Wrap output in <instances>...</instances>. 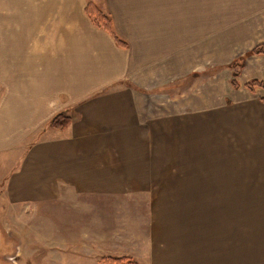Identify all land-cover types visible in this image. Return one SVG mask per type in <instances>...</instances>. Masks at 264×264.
<instances>
[{"label": "crops", "instance_id": "0c3cea01", "mask_svg": "<svg viewBox=\"0 0 264 264\" xmlns=\"http://www.w3.org/2000/svg\"><path fill=\"white\" fill-rule=\"evenodd\" d=\"M77 2L10 0L9 17L2 15L11 31L0 41V152L19 153L0 186L12 203L59 199L68 191H92L126 178L141 181L147 133L157 135L155 148L162 144L168 154L175 149L177 128L156 122L147 129L141 121L142 95L131 84L140 83L146 65L133 54L120 14L110 0L104 6L95 3L125 46L91 23L84 11L88 2ZM67 4L74 7L72 15ZM39 12L42 18L36 23ZM8 39L12 45H2ZM251 79L264 80V75L253 71ZM236 91L241 95L229 101H235V108L218 112V140L206 139L216 133L211 127L213 132L204 133L206 140L195 142L196 126L188 122L186 148H181L187 150L190 191L216 193L219 205L224 193H238L241 205L235 199V206L242 207L238 220H223L222 206L212 219L188 225L187 230L203 231L192 235L194 257L202 252L204 258L194 264H264V88L251 92L240 86ZM59 112L71 118L62 131L48 126ZM195 143L203 146L196 148ZM185 238L189 241L191 233Z\"/></svg>", "mask_w": 264, "mask_h": 264}, {"label": "rangeland", "instance_id": "374dc122", "mask_svg": "<svg viewBox=\"0 0 264 264\" xmlns=\"http://www.w3.org/2000/svg\"><path fill=\"white\" fill-rule=\"evenodd\" d=\"M82 1L104 6L106 0H78ZM0 2L1 41L2 35L10 34L11 24L1 21L3 14L9 17L10 0ZM110 3L133 42V54L140 65H146L140 83L131 84L142 95L141 121L147 122V129H154L156 122L177 128L175 149L168 154L162 144L155 148L157 135L147 133L146 173L140 170L143 181H110L109 187L68 191L59 199L12 203L2 193L1 183L0 264H105L102 258L108 256L129 257L136 264H194L204 259L202 252L194 257L193 240L203 231L187 230L188 225L212 219L222 206L223 220L240 216L242 207L235 206L236 200L240 204L238 193H224L219 205L216 193L189 190L187 150L181 148H186L188 122L196 126L195 142L218 140L219 110L235 108V101H229L241 95L230 85L233 72H239L236 79L241 87L253 71L264 75V58L251 53L255 44L264 43V0ZM66 8L72 15L74 7ZM41 18L40 12L36 14V23ZM34 28L33 24L31 31ZM2 45L10 46L12 40ZM240 60L249 62L245 71L237 65ZM211 127L215 134L209 133ZM204 133H209L206 139ZM200 143L194 147L203 146ZM15 153L19 150L0 152V182L13 168ZM198 243L203 248V242ZM181 254L188 257H178Z\"/></svg>", "mask_w": 264, "mask_h": 264}, {"label": "trees", "instance_id": "16d2710c", "mask_svg": "<svg viewBox=\"0 0 264 264\" xmlns=\"http://www.w3.org/2000/svg\"><path fill=\"white\" fill-rule=\"evenodd\" d=\"M84 11L94 26L107 32L120 46H125L124 42H122L115 34L110 17L106 13H104L103 10L98 5L90 1L86 4ZM251 53L255 55L264 56V43L255 44L251 48ZM237 65L239 66V68L243 67L244 61L243 60L238 61ZM238 73H239L238 71L233 72L232 74L233 77L230 80V85L234 89L240 87V84L236 79ZM243 86L252 92L256 87L264 88V80L250 79L247 82H245ZM70 122H71V118L69 115L59 112L51 117V119L48 122V126L53 129L62 131L68 127ZM102 260L105 264H136V262L133 259L124 256L122 257L108 256L106 258L103 257Z\"/></svg>", "mask_w": 264, "mask_h": 264}]
</instances>
